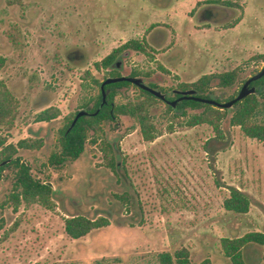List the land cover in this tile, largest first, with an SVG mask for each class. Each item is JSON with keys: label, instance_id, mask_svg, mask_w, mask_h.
<instances>
[{"label": "rangeland", "instance_id": "obj_1", "mask_svg": "<svg viewBox=\"0 0 264 264\" xmlns=\"http://www.w3.org/2000/svg\"><path fill=\"white\" fill-rule=\"evenodd\" d=\"M200 7L210 10L208 19L201 20ZM130 38L145 41L147 53L125 48L110 66L94 67ZM263 53L264 0H0V79L15 101L0 135L6 142L42 138L39 148L18 154L53 189V208L20 203L13 209L4 168L0 264H160L157 252L180 246L193 262L208 257L211 264H231L220 237L264 233V140L244 135L227 118L218 138L207 123L185 124L190 107L182 114L157 101L148 108L155 126L151 140L142 139L134 118L118 114L101 123L94 142L88 132L75 159L59 167L44 161L56 148L64 115L97 92L91 76L102 79L111 68L125 75L149 71L142 82L170 95L180 81L236 67L231 85L211 83V97L225 101L261 67L257 55ZM137 94L127 84L113 100ZM48 105L58 115L35 120ZM257 118L264 119V109ZM103 141L117 143L116 171L105 164ZM231 186L248 196L246 212L223 207ZM122 192L126 202L117 196ZM76 213L106 216L109 223L73 238L63 229V217ZM242 256L247 264H263L264 242L246 243Z\"/></svg>", "mask_w": 264, "mask_h": 264}, {"label": "trees", "instance_id": "obj_2", "mask_svg": "<svg viewBox=\"0 0 264 264\" xmlns=\"http://www.w3.org/2000/svg\"><path fill=\"white\" fill-rule=\"evenodd\" d=\"M125 48H130L147 53L145 41L138 38H130L122 44L111 48L99 60L94 61L96 69L106 68L115 60L116 56ZM264 61V53L257 55ZM4 62V57L0 55V67ZM158 67L162 68L160 64ZM164 69V68H163ZM88 74V72H87ZM120 73L114 69L106 70V76H117ZM149 74V71L132 69L128 75L142 77ZM237 75V68L233 67L220 72H210L201 74L197 79L190 82H178L177 87H172L171 94L166 95L159 86L153 82H147L164 94L165 98H160L149 90L141 88L137 84L126 79H120L103 83L102 79L91 76V80L97 85V92L82 97L78 104V109L64 115L62 124L56 130V148L52 149L46 156L44 164L52 167H59L68 160H73L82 152L87 134L90 131L91 142L97 138L96 134L102 131L101 123L105 120H111L118 114H125L135 119L140 135L144 140H151L154 137L155 126L149 115L148 108L157 101H163L166 110L175 108L180 113L185 112V107L193 109L186 119L185 124L194 125L198 123H207L212 128L214 135L218 138L223 136L220 123L223 118H227L230 125H238L240 131L249 137L258 140H264V119L257 118L264 109V74L250 81L256 90L244 95L242 98L234 101L230 108L219 107L209 102L200 101L194 98H180L173 104L166 102V99L178 97L184 90H193V95L211 97V83L220 87L231 85ZM132 84L138 89V94L124 102H115L113 97L117 88ZM233 95L225 98L229 99ZM216 100H220L216 97ZM82 109L84 113L73 117L77 110ZM15 111L14 97L0 79V124L10 122ZM229 111V113H227ZM59 110L54 105H48L40 109L34 115L37 121H47L56 117ZM43 143L42 138L22 137L16 142H6L5 137L0 135V179L3 178L4 168L8 169L10 175V187L7 194L8 200L13 209H16L20 203L28 205L37 203L45 208H53L51 194L53 189L47 179L40 178L31 172L30 164L21 158L18 151L21 149L39 148ZM101 149L104 154L105 164L112 170L117 168V143L115 141H103ZM117 196L120 201L126 202L125 193H119ZM222 205L225 209L234 213H244L249 206L248 196L235 186L229 188L228 194L223 198ZM109 223L106 216L98 215L87 217L82 214H70L63 217V229L70 237H79L89 230L107 225ZM248 242L263 243L264 233L258 230L246 231L238 236H222L219 238L220 250L224 256H227L231 264H247L242 256V247ZM160 264H211L208 257H204L197 262L189 258L188 250L180 246L172 253L162 250L156 253ZM264 264V263H263Z\"/></svg>", "mask_w": 264, "mask_h": 264}, {"label": "water", "instance_id": "obj_3", "mask_svg": "<svg viewBox=\"0 0 264 264\" xmlns=\"http://www.w3.org/2000/svg\"><path fill=\"white\" fill-rule=\"evenodd\" d=\"M262 74H264V63L261 65V67L254 73H252L251 75H249L248 77H246L243 82L241 83L239 89L237 90L236 94L234 96H232L231 98L225 100V101H218L216 100V98L213 97H204V96H198V95H193V90L188 89V90H184L183 92H181V94L176 97L173 98L171 100H166V102L173 104L176 100L180 99V98H194L200 101H204V102H209L212 103L216 106L219 107H229L231 106V104L242 98L244 95L253 92L254 90H256V87L254 85L250 84V81L260 77ZM120 79H126L129 80L130 82H133L135 84H137L138 86H140L141 88H144L146 90H149L151 93H153L154 95L160 97V98H164V94L153 88L148 86L147 84H145L144 82H142L141 78L135 75H125V74H119L117 76H106L105 78L102 79L100 86H102L103 83L106 82H110V81H115V80H120ZM84 113V110L79 109L77 110V112L75 113L73 120L80 114ZM47 183H50V181H46Z\"/></svg>", "mask_w": 264, "mask_h": 264}, {"label": "flooded vegetation", "instance_id": "obj_4", "mask_svg": "<svg viewBox=\"0 0 264 264\" xmlns=\"http://www.w3.org/2000/svg\"><path fill=\"white\" fill-rule=\"evenodd\" d=\"M154 1H157V0H154ZM163 1H165V0H160V2H163ZM198 12H199V14L201 16V20L208 19L207 16L210 15V10H208V8H206V7H200ZM166 100H169V99H166Z\"/></svg>", "mask_w": 264, "mask_h": 264}]
</instances>
